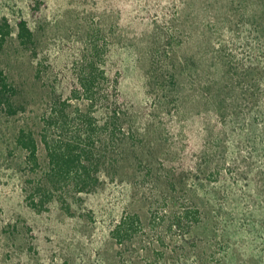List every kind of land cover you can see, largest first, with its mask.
<instances>
[{
  "label": "rangeland",
  "instance_id": "rangeland-1",
  "mask_svg": "<svg viewBox=\"0 0 264 264\" xmlns=\"http://www.w3.org/2000/svg\"><path fill=\"white\" fill-rule=\"evenodd\" d=\"M2 16L35 46L13 30L0 49L24 108L0 115V264H264V0H0ZM89 63L118 80L121 139L95 189L31 209L14 136ZM189 207L200 221L178 225ZM122 216L138 220L116 241Z\"/></svg>",
  "mask_w": 264,
  "mask_h": 264
},
{
  "label": "trees",
  "instance_id": "trees-1",
  "mask_svg": "<svg viewBox=\"0 0 264 264\" xmlns=\"http://www.w3.org/2000/svg\"><path fill=\"white\" fill-rule=\"evenodd\" d=\"M13 30L16 31L17 41L22 48L31 50L35 46L34 33L25 19H19L13 28L8 19L2 16L0 49ZM258 34L261 43L258 49L260 59L264 56V25L258 27ZM108 82L106 72L96 67L95 63H89L81 69L77 84L69 97H50L46 101L37 132L27 125L17 130L14 146L24 152L26 166L33 177L38 178L27 197V204L31 209L45 208V204L52 201L55 193L60 191L56 200L61 203V207H65L67 201L62 196V191L70 185L82 193H89L98 186L97 173L107 166V155L118 146L123 128L121 118L125 105L118 89L119 83L116 78L111 85ZM261 96H264V90L261 91ZM18 98L16 84L0 69L2 117L13 118L24 110L18 103ZM71 100L81 101L83 107L72 105ZM129 127L132 132L130 123ZM129 131L127 135L132 139L133 134ZM39 143L43 146L47 159L44 167L39 162ZM175 216L178 225L189 220L195 224L200 221V213L195 207L183 208L182 213H176ZM136 218L122 216L112 231L113 238L121 241L124 236L129 235L135 223L133 219ZM188 225L190 227L192 224Z\"/></svg>",
  "mask_w": 264,
  "mask_h": 264
}]
</instances>
